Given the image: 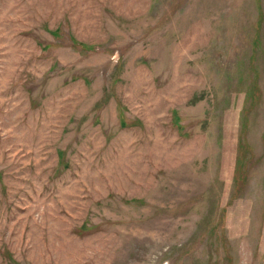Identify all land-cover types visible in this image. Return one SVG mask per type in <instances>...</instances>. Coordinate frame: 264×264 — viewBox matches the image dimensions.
Instances as JSON below:
<instances>
[{"label":"rangeland","instance_id":"374dc122","mask_svg":"<svg viewBox=\"0 0 264 264\" xmlns=\"http://www.w3.org/2000/svg\"><path fill=\"white\" fill-rule=\"evenodd\" d=\"M0 264H264V0H0Z\"/></svg>","mask_w":264,"mask_h":264}]
</instances>
